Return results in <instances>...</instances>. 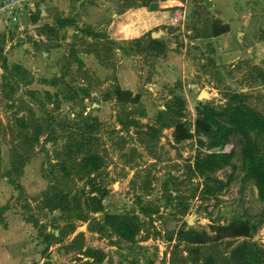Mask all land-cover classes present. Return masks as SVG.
I'll list each match as a JSON object with an SVG mask.
<instances>
[{"label":"rangeland","instance_id":"rangeland-1","mask_svg":"<svg viewBox=\"0 0 264 264\" xmlns=\"http://www.w3.org/2000/svg\"><path fill=\"white\" fill-rule=\"evenodd\" d=\"M162 1L166 5L159 14L145 20L159 24L144 33L166 31L158 37L164 43L161 53L147 49L144 34L141 41L133 37V27L143 19L132 13L144 7L143 0H110L95 25L87 27L81 18L80 32H59L60 27L50 38L43 33L45 40L26 39H34L35 57L25 52L10 60L4 51L8 37L0 35V196L5 194L0 217L11 210L30 223V249L36 254L32 264H201L210 254L221 260L239 239L197 251L196 245L180 241L178 232L209 230L211 224L233 218L250 220L255 227L251 239L264 246V200L244 165V148L254 142L264 146V133L236 129L223 116L209 131L196 126L193 132L205 111L220 110L235 91L249 94L248 104L264 118V0L238 1V12L244 14L238 17L241 33L217 38L206 34L218 19L212 0L189 4L185 31L167 18L169 6L179 0ZM0 22L22 50L18 25L1 17ZM56 44L57 53L42 54L52 53ZM116 80L140 93V103H119L111 95ZM194 84L209 97L200 98ZM172 101L181 106L180 119L190 126L191 139L176 142L174 127L161 128L157 122ZM83 120L97 125L89 149L102 157L103 165L94 181L62 169H70L75 154L69 146L73 151L76 146L69 144L81 137ZM39 130L43 133L36 141ZM208 153L228 158L214 173L226 186L205 199L203 178L189 167ZM93 187L105 212L140 214L144 228L135 241L91 231L90 221H99L104 213H91L96 219L84 221L74 212L43 208L45 196L56 189L73 196ZM143 207L149 215L141 213ZM87 248L97 254L88 256Z\"/></svg>","mask_w":264,"mask_h":264},{"label":"trees","instance_id":"trees-1","mask_svg":"<svg viewBox=\"0 0 264 264\" xmlns=\"http://www.w3.org/2000/svg\"><path fill=\"white\" fill-rule=\"evenodd\" d=\"M154 0H143V5L149 7ZM69 22L59 20L58 26L44 25L40 32L46 34L48 38L52 33H57L58 28L64 27ZM152 31L146 36L148 41L147 49L157 50L161 53L164 49V43L160 38H153ZM230 31V25L223 23L220 19H215L211 25V31L207 32V36L214 37ZM95 34V33H93ZM136 37L141 41L142 37ZM141 39V40H140ZM82 63V61L80 60ZM117 79V78H116ZM111 95L121 104H138L141 100L140 93H134L131 89L123 88L118 80L111 91ZM249 94L245 92H233L230 94L228 102L220 110L209 108L205 111V121L212 125L218 124L216 117L223 116L229 124L236 129L244 130L251 129L258 133H264V118L261 114L253 109L248 104ZM183 115V110L180 105L174 101L167 103L166 109L159 112L157 122L161 128L174 127L173 136L176 142H181L193 137V132L180 118ZM79 135L82 137L72 138L71 144L76 146L73 151L69 146L70 151L75 154L71 159L70 169L63 165L62 169L66 172L73 171L75 175L84 178L86 175L94 181L97 177L99 169L103 165L102 157L89 149L91 145V135L97 129L95 123H90L88 120H83ZM200 131V128L197 127ZM43 131L36 132L35 140L38 141ZM85 138L86 140H84ZM259 142L248 144L244 148V165L247 171V177L255 182L260 197L264 200V146ZM79 155H82L78 161ZM228 154L226 153H208L203 156L198 155L193 165L189 167L190 171L203 178V195L206 198L218 194L220 190L226 186V183L219 177L214 176L223 165L227 162ZM15 164V161H13ZM96 173V174H95ZM95 174L96 176H92ZM97 190L93 187V191L83 192L82 195H71L70 191L56 189L52 194L45 196L43 200V208L48 210L60 209L64 212H74L81 220L88 221L91 219V213H104L102 219L95 220L89 223V229L100 234H106L108 231L118 235L121 239L127 242L135 241L136 237L144 228V220L139 213L132 214H113L105 212L103 198L100 194H94ZM141 213L150 214L148 208H142ZM96 219V217L92 218ZM91 219V220H92ZM254 225L248 219L233 218L228 223H213L209 230L201 231L195 229L182 228L179 232V240L185 241L188 244L196 245L195 250L200 251V247L208 244L220 243L225 239H239L240 241L232 248L230 254L226 258L218 260L217 257L210 254L205 256L201 264H264V246L257 241L252 240ZM85 253L88 256H95L96 250L87 248Z\"/></svg>","mask_w":264,"mask_h":264},{"label":"crops","instance_id":"crops-1","mask_svg":"<svg viewBox=\"0 0 264 264\" xmlns=\"http://www.w3.org/2000/svg\"><path fill=\"white\" fill-rule=\"evenodd\" d=\"M87 1L89 2H84V0H37L32 4L31 7L33 14L29 16L30 24L37 25V32L41 33L40 30L44 25L48 24L50 26L57 27L59 20L67 19L69 23L66 26L60 28L59 32L65 33L68 31V29L70 31L73 29L75 32H80V28L77 24L80 23L81 18L83 19V22L86 23L87 27L95 25L104 15V9L110 2V0ZM212 1L211 8L216 13V17L223 23L230 25V31L214 37H227L232 36L235 33H238L239 35L240 31H237V25H239L240 20L238 17H241L244 14L242 15V12H238L240 5H238L237 2L241 1V3H243L245 0ZM152 2H157L156 9L151 10L149 7L144 6L132 13H139V18L143 19L144 21L136 24L133 27V30H135V28L137 29L135 32L136 34L134 33L133 35L135 36L133 37H139L144 34L147 29L149 30L153 26L159 24L157 20H149L148 22H145V20L147 16H155V14H159V8L163 7V5H166V3L162 0H154ZM192 2H194V0H186L187 10L189 4ZM247 16H250V19H252V15L250 13ZM163 17H165V15ZM135 18L136 17L131 18L132 22L125 23L124 26L129 27V25L136 20ZM118 21L119 23L121 22L120 19ZM13 25H18L17 33L22 38H24L22 43L23 49L21 50V46H18L17 37H10L11 29H6V27L3 26V23L0 22V35H6V37H8V44H6V48L4 50L5 54L8 55L10 60L14 58L17 59L18 57L22 58L25 52L27 54L28 52H32L34 57L38 55V53L35 51V43L33 42L35 37L31 33L29 27H24L17 21H14ZM189 31L191 32L192 30L189 29ZM31 37L34 39H30L31 41L26 40ZM62 37L63 35L60 37V43L63 41ZM59 41L57 44H59ZM59 48V45H57L54 47V51L52 53L42 51V54L47 56L54 55L57 53L55 51H57ZM56 66L59 65L56 63ZM0 197L5 199V194H1ZM2 217L3 219L0 217V264H32L36 260V254L34 252L35 250L30 249L31 245L29 243V232L31 229H33L30 226V223L26 221V219H23L21 214H14L11 210H8L6 213L2 214Z\"/></svg>","mask_w":264,"mask_h":264},{"label":"built area","instance_id":"built-area-1","mask_svg":"<svg viewBox=\"0 0 264 264\" xmlns=\"http://www.w3.org/2000/svg\"><path fill=\"white\" fill-rule=\"evenodd\" d=\"M37 0H1L0 1V17L6 21H17L24 27H29L31 33L38 40H45L44 34L37 32V25H23L22 18L25 14L31 16L33 14L32 4ZM167 18L172 26L180 27L185 31L188 20V10L186 0H179L178 3L171 4ZM187 33H191L187 30ZM196 125H193L195 133Z\"/></svg>","mask_w":264,"mask_h":264},{"label":"water","instance_id":"water-1","mask_svg":"<svg viewBox=\"0 0 264 264\" xmlns=\"http://www.w3.org/2000/svg\"><path fill=\"white\" fill-rule=\"evenodd\" d=\"M149 8H150L151 10L156 9V8H157V2H152V3L150 4ZM22 24H23V25H30V20H29V17H28L27 14H25V15L23 16V18H22ZM165 33H166V32H165L164 30H162V29H160L159 31H153V32H152V37H153V38H158V37H160L162 34H165ZM240 33H241V32H240ZM194 90H195L196 92L199 93V97H200V98H203L204 96L209 97V94H208L207 92H205V91H200V89L197 87V84H194ZM195 124H196L197 127H199V128H200L201 130H203V131H209V130L211 129V124L208 123L207 121H205V120L202 119V118H198V119L196 120ZM188 223H189V224H192V223H193L192 218H190V219L188 220Z\"/></svg>","mask_w":264,"mask_h":264}]
</instances>
